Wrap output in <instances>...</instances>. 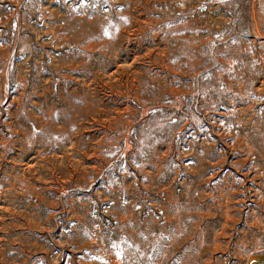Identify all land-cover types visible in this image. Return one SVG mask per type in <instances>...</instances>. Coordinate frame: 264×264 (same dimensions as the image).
I'll list each match as a JSON object with an SVG mask.
<instances>
[{"label": "rangeland", "instance_id": "1", "mask_svg": "<svg viewBox=\"0 0 264 264\" xmlns=\"http://www.w3.org/2000/svg\"><path fill=\"white\" fill-rule=\"evenodd\" d=\"M0 264H264V0H0Z\"/></svg>", "mask_w": 264, "mask_h": 264}]
</instances>
